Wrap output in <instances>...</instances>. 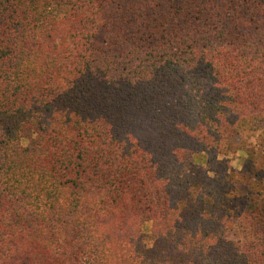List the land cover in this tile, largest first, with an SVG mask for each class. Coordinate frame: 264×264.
<instances>
[{"label": "trees", "instance_id": "obj_1", "mask_svg": "<svg viewBox=\"0 0 264 264\" xmlns=\"http://www.w3.org/2000/svg\"><path fill=\"white\" fill-rule=\"evenodd\" d=\"M258 134L264 0H0V264H264Z\"/></svg>", "mask_w": 264, "mask_h": 264}, {"label": "rangeland", "instance_id": "obj_2", "mask_svg": "<svg viewBox=\"0 0 264 264\" xmlns=\"http://www.w3.org/2000/svg\"><path fill=\"white\" fill-rule=\"evenodd\" d=\"M257 137L251 140L255 141V144L253 148H248L251 144L248 142L247 148L250 151V154L253 155V160H256L257 165L255 167L260 168L264 166V145H262L264 140V135H256ZM239 146H236V149H233L232 153H230L227 157L224 158L225 167L235 169L237 171L245 172L246 174L249 173V169L251 168L252 164H249L248 162V156L242 152H238L237 148ZM263 151V152H262ZM237 237H240V231L237 230L235 232Z\"/></svg>", "mask_w": 264, "mask_h": 264}]
</instances>
